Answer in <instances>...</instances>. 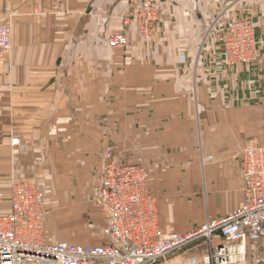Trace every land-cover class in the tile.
I'll return each instance as SVG.
<instances>
[{"label":"crops","instance_id":"0c3cea01","mask_svg":"<svg viewBox=\"0 0 264 264\" xmlns=\"http://www.w3.org/2000/svg\"><path fill=\"white\" fill-rule=\"evenodd\" d=\"M158 1V39H140L131 24L127 45L112 48L106 37L123 27L129 0H0L13 39L11 52L0 51V214L10 211L13 154L16 179L45 196L43 178L59 172L61 190L81 203L107 143L149 169L165 232L243 205L241 152L250 138L264 141V69L225 66L220 37L205 36L215 9L234 1L255 8L263 31L264 0ZM49 161L55 171L43 173ZM257 254L264 259V238Z\"/></svg>","mask_w":264,"mask_h":264},{"label":"built area","instance_id":"2783aa9c","mask_svg":"<svg viewBox=\"0 0 264 264\" xmlns=\"http://www.w3.org/2000/svg\"><path fill=\"white\" fill-rule=\"evenodd\" d=\"M124 25L154 41L163 8L158 0H129ZM112 48L128 43L126 28L108 36ZM12 26L0 22V50L12 49ZM260 43L252 22L229 20L223 32L224 63H251ZM184 60V57H183ZM12 145H20L18 136ZM98 197L104 212V245L50 243L46 239L44 193L29 181L11 179L10 211L0 214V264H264L258 244L264 238V141L250 139L242 154L245 200L226 216L208 218L186 232H165L158 201L150 192V173L140 163L104 153Z\"/></svg>","mask_w":264,"mask_h":264},{"label":"rangeland","instance_id":"374dc122","mask_svg":"<svg viewBox=\"0 0 264 264\" xmlns=\"http://www.w3.org/2000/svg\"><path fill=\"white\" fill-rule=\"evenodd\" d=\"M239 2L240 1H234L230 3L228 6H224L223 8L218 7L215 9L216 12L214 13L213 20L211 21V26L205 36V40L211 38L214 35H218L220 37V50H219L220 54L219 55L222 59V62L224 63L223 56H222L223 32H224L227 22L229 20H236V19H243V20L250 21L252 22L254 26L257 40L260 43V53H259L258 58L252 61L251 63H240L239 62V63H234L231 65H227L225 63L224 64L227 67H234V66H239V65L253 66V65L259 64L264 69V30L263 31L258 30L257 21H256L257 19L256 15L257 14L259 15V13L256 14V10L253 7H249L247 8V10L242 9V7L238 6ZM129 6H130V2H129ZM126 14L123 17V27L120 29L126 28L124 25V19L126 17ZM120 29H115L113 31L120 30ZM113 31H111L110 33H112ZM110 33L107 35L106 41ZM142 40L150 41V40H145V39H142ZM12 45H13V39H12ZM12 49H13V46H12ZM11 50L8 52H11ZM0 51L7 52L3 50H0ZM181 62L185 63L186 62L185 58L183 60V57H181ZM104 125L105 124H103L102 132L106 134L109 131V129L106 127L107 125L105 126ZM250 139H254V138H250ZM250 139L246 141L244 147L246 146L247 142ZM104 146L105 147L102 149L100 153L101 169L99 170L98 173H95V175L92 176V179H93V180L91 179L92 190L90 192L84 193V195L83 193H81V198H82L81 203L78 202L79 196H77L76 193H71V192H66V191L61 190L62 188L61 186L64 183L61 180V176H58L59 178L56 177L59 174V172L58 174H56V176H55V173L52 174L54 176H48L47 174V178L45 177L43 178L44 184L40 186L44 189L45 196H46L47 203H46V215H45L46 226L45 227L47 228L46 235L48 236L50 241L51 239L68 237V238H71V241H76L79 243H86V244H102L105 242L104 236L101 233V226H102L103 219H104V212H103V209H102L99 197H98V191H99V187L101 183L102 170H103L104 163H105L104 153L109 147H111L113 151L115 152V149H114L115 145L111 143H107ZM136 147H138V145H135V149ZM244 147L241 152V167H242V154H243ZM12 156H13L14 175L12 174L13 176H11V178L13 179V178H17L15 177L16 176L15 169L17 166V160H16V155L13 154ZM115 156L116 158L129 163V161L124 160L122 157L117 156V155ZM130 162L142 164V160L140 156H137L135 160L130 161ZM52 167H53V163L52 161H49L48 166L43 167L41 171L43 173L46 171L48 172L52 171L53 173L55 170H53ZM5 168L6 166H4V164H1L0 170L2 172L0 171V174L4 173L3 171ZM241 172H242V168H241ZM39 264H50V263L42 262ZM96 264H104V262L98 261Z\"/></svg>","mask_w":264,"mask_h":264}]
</instances>
